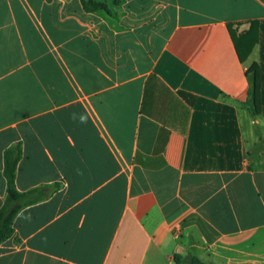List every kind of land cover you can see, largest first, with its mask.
<instances>
[{
  "label": "crops",
  "instance_id": "obj_1",
  "mask_svg": "<svg viewBox=\"0 0 264 264\" xmlns=\"http://www.w3.org/2000/svg\"><path fill=\"white\" fill-rule=\"evenodd\" d=\"M99 1L0 0V264H264V0Z\"/></svg>",
  "mask_w": 264,
  "mask_h": 264
},
{
  "label": "trees",
  "instance_id": "obj_2",
  "mask_svg": "<svg viewBox=\"0 0 264 264\" xmlns=\"http://www.w3.org/2000/svg\"><path fill=\"white\" fill-rule=\"evenodd\" d=\"M82 9L86 12H97L106 10V5L99 0H79ZM233 41L236 46V51L243 61L250 53L253 46L257 43V32L255 26L244 34L235 36L232 34ZM248 74L252 75V87L248 91V99L246 105L250 113H259L260 103V78L257 64H252L248 70ZM252 106L251 110L249 106ZM18 149L7 150L4 157L3 174L6 180V194L4 202L0 207V244L10 239L14 233L13 220L17 213L26 205L35 202L37 199L28 198L33 192L21 193L15 185L16 168L19 159ZM176 264H206L191 253L185 254L183 257L176 256L174 258Z\"/></svg>",
  "mask_w": 264,
  "mask_h": 264
},
{
  "label": "rangeland",
  "instance_id": "obj_3",
  "mask_svg": "<svg viewBox=\"0 0 264 264\" xmlns=\"http://www.w3.org/2000/svg\"><path fill=\"white\" fill-rule=\"evenodd\" d=\"M173 264H176V262H173Z\"/></svg>",
  "mask_w": 264,
  "mask_h": 264
}]
</instances>
